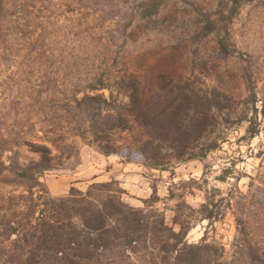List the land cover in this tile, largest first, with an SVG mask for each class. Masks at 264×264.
I'll return each mask as SVG.
<instances>
[{"label":"rangeland","instance_id":"374dc122","mask_svg":"<svg viewBox=\"0 0 264 264\" xmlns=\"http://www.w3.org/2000/svg\"><path fill=\"white\" fill-rule=\"evenodd\" d=\"M125 73L202 97L217 89V150L204 160L155 170L87 145L79 135L92 118L70 102L93 95L88 89L97 83L109 90L95 93L108 98ZM203 99L200 112L209 104ZM245 115L258 132L254 139L242 138L249 127ZM51 132L52 139L74 145L71 158L43 176L52 197L115 180L126 191L125 202L142 208L156 188L155 208L172 224L177 206L190 215L208 194L225 216L211 225L196 223L187 241L197 244L206 236L231 261L235 238L241 239L236 219L245 215L247 236L259 252L250 255H264V0H0L4 159H36L23 141ZM203 143H194L195 153H202ZM6 183L0 181V220L12 212L6 198L22 191Z\"/></svg>","mask_w":264,"mask_h":264},{"label":"trees","instance_id":"16d2710c","mask_svg":"<svg viewBox=\"0 0 264 264\" xmlns=\"http://www.w3.org/2000/svg\"><path fill=\"white\" fill-rule=\"evenodd\" d=\"M105 89L103 83L91 85L88 91L93 95L70 102L92 118L79 137L100 154L164 170L173 161L204 160L217 150L216 124L221 119L217 89L202 97L194 89L157 87L148 76L127 73L120 78L117 93L111 90L108 98L95 93ZM249 97L254 104L256 96ZM203 98L209 104L200 112ZM243 120L249 127L242 138L254 139L258 132L252 131V119L245 115ZM49 134L53 133L23 141L37 157L25 163L5 160L0 150V181L22 189L6 198L12 212L0 220V264H264V255H250L259 252L247 236L245 215L236 219L241 239L235 238L231 261H226L225 248L208 243L206 236L197 244L187 241L196 223L211 225L225 216L208 194L199 209L189 208L190 215L177 206L172 224L155 208L160 200L156 188L142 201V208L125 202L126 191L115 180L52 197L43 176L62 167L74 145ZM199 139L204 141L201 154L194 146Z\"/></svg>","mask_w":264,"mask_h":264}]
</instances>
